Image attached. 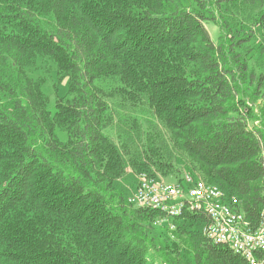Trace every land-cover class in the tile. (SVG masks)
<instances>
[{
  "label": "trees",
  "instance_id": "16d2710c",
  "mask_svg": "<svg viewBox=\"0 0 264 264\" xmlns=\"http://www.w3.org/2000/svg\"><path fill=\"white\" fill-rule=\"evenodd\" d=\"M190 2L0 0V264H247L202 234L204 212L161 222L120 187L188 172L253 223L264 205V67L242 50L264 32V0ZM241 4L261 8L244 36L229 21ZM41 59L67 79L54 110L29 72ZM141 108L156 121L142 126Z\"/></svg>",
  "mask_w": 264,
  "mask_h": 264
},
{
  "label": "built area",
  "instance_id": "2783aa9c",
  "mask_svg": "<svg viewBox=\"0 0 264 264\" xmlns=\"http://www.w3.org/2000/svg\"><path fill=\"white\" fill-rule=\"evenodd\" d=\"M131 205L159 211L174 219L184 212H204L202 234L215 244H224L241 255L247 264H264V205L256 223L241 209L240 199L216 183L191 173L180 183L148 172L138 173V184L128 197ZM171 228L174 226L170 223Z\"/></svg>",
  "mask_w": 264,
  "mask_h": 264
},
{
  "label": "rangeland",
  "instance_id": "374dc122",
  "mask_svg": "<svg viewBox=\"0 0 264 264\" xmlns=\"http://www.w3.org/2000/svg\"><path fill=\"white\" fill-rule=\"evenodd\" d=\"M181 1L186 7H191V5H192L190 0H181ZM260 9L261 8L259 5H257V6H244L242 4L240 6H237V8H234L232 13L234 16H236V18L230 19L229 21H231V24L236 31L235 33L236 34L239 33V35L244 36V33L246 31L253 29L254 28V17L253 16H255ZM235 20H237V22H240V24H237V26H236ZM205 26L208 29L209 34L211 35L212 39L214 41H217L218 36L220 34V31H221L218 23L217 22L215 23L212 21H206ZM238 29H239V31H237ZM262 30L264 31V29H262ZM255 31H256L255 37L251 38V41L247 45L245 44L246 46L244 45V48L242 50H243V53H245L246 56L249 57V64L252 67H255L256 69H258L257 67H259V66L264 67V63L261 64L257 61V57L260 56L263 53L262 50H264V32H262L261 30H258V29ZM245 36H247V35H245ZM247 49H249V50H247ZM261 56H264V54ZM29 72H30V75L32 77H34L35 79H38L41 77L45 78L46 84L44 85V90L48 94V96L50 97V108L52 110H54L55 99L58 96V93H57L58 90H56L55 84L57 86L59 85L62 92H65L67 79H63V80L58 81V76L56 75L55 65L51 64L50 62H45L43 59L38 61L37 68L32 69ZM100 86L102 88H104L106 91H111L117 86V83L113 79H108L106 81L101 82ZM110 104L113 106L114 109H115V107H117L113 100H110ZM254 104L256 106V109L259 111L260 108L262 107V105L264 104V99L259 97V98L254 100ZM138 115L141 116L142 126H147V125H149V123L156 121L153 116H151L150 114H148L144 110V108L138 109ZM111 134L114 135V132H112ZM61 136H62V138H66V134H61ZM181 163L182 162H179L178 164L181 165ZM157 176L163 177V176L158 175V174H157ZM193 176L201 178L200 175H197V176L193 175ZM170 182H173V181H170ZM137 184H138V176L133 172L128 173L120 181V187L125 191V194H126V198H125L126 202H127V198L135 191ZM161 228H162V226H160L159 224L154 222L152 224L153 235H158V234L161 235V233H162L163 234L162 236L165 237V234H164L165 232L162 231ZM155 264H156V262H155Z\"/></svg>",
  "mask_w": 264,
  "mask_h": 264
}]
</instances>
